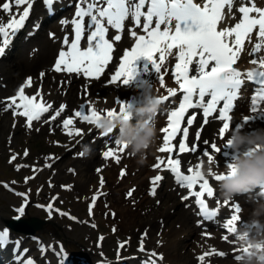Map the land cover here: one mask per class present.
<instances>
[{"label": "snow or ice", "instance_id": "obj_1", "mask_svg": "<svg viewBox=\"0 0 264 264\" xmlns=\"http://www.w3.org/2000/svg\"><path fill=\"white\" fill-rule=\"evenodd\" d=\"M45 4L51 10V6L55 0H44ZM235 0H78L76 5L75 18L71 21L73 25L74 38L69 42L67 36L63 40V44L67 46V51L61 50L54 64L56 72L66 71L68 73H83L85 77L99 78L104 72L105 67L112 60L114 43L121 40V34L124 32L126 22L131 20L128 26L130 37L134 39V45L131 50L124 51L120 62L119 71L112 76L113 83L118 78L123 77V84L130 86V83L140 76L137 68V61L141 58L145 60L143 72L149 73L150 67L156 74H161V68L165 60L175 53V69L172 75L175 77L179 90L182 91V99L179 100L178 108L174 107L169 110L167 115V126L162 127L160 132L164 133L162 137V146L159 147L160 153H172V140L176 138L178 132L182 131L183 139L179 141V152H191L197 155V147L193 145L189 148L186 143L189 136L188 127L181 129V123L185 114L189 109H202L204 123L207 124L208 118L213 113H217V119L222 123V127L218 129V135L223 141L225 134L230 131V124L234 121V116L230 113L234 110V102L240 97L242 86L247 82H254L259 85L256 96L260 100H264V55L256 58V54L264 49V7L257 6L256 0H241L240 6L237 8L240 14L239 19L233 26H224L227 9L229 19H236L232 12ZM14 5L24 7L22 13L7 22L6 25H0V37L3 38L0 44V55L5 53V49L11 43L14 37L25 25L32 8L31 0H14ZM13 0H8L2 4L3 11L11 13ZM87 18V25L85 23ZM110 29H114L115 33L110 42L108 36ZM136 29H141L138 34ZM86 48H81V41L85 39ZM256 35V42L248 53L253 58L250 63L254 66L252 70L240 71L234 65L240 59V53L245 49V42L249 44L253 42V33ZM54 35V34H50ZM157 54L158 57H157ZM195 61V64H194ZM190 66H192L190 68ZM190 71L192 74L190 75ZM43 75V73H42ZM159 83L164 87V76L159 75ZM31 85V80L27 81L24 86L19 88L17 94L13 97L6 98L8 103L5 109L13 110L14 114L26 117L27 127L32 126L33 121H39L43 114L48 113L52 108L51 104L38 102L35 95H26L25 87ZM166 95H161L160 104L169 102L170 97L177 96L175 87H167ZM195 98V99H194ZM222 106L218 108V105ZM118 105L116 109L106 110L104 113L111 117L122 113L126 106V102L121 100L115 101ZM251 111L256 113L258 110L257 99L252 98ZM64 105L60 106V110L56 111L51 119H56L64 110ZM88 113L85 114V109ZM79 111L75 115L83 121L93 124L95 120L101 118V112L94 107L81 105ZM260 116L242 115L239 123L235 127L250 126V122L256 119H264V109L261 110ZM196 119L195 115L187 119V125L191 126ZM73 124L72 119H64L63 127L69 129ZM72 135V131H68ZM76 135H80V130L75 131ZM108 136V135H105ZM111 138V137H110ZM200 138V132H197L196 139ZM204 144L211 142L204 141ZM117 147L123 152L127 149L126 145H121L118 139H114V146L105 150L102 155L107 159L112 157L117 162L120 156L117 155ZM211 149L216 153L221 152V148L216 143H211ZM202 156L206 157L209 162L213 157L208 151H203ZM27 155V152L25 153ZM15 159V157H12ZM158 163L153 167L160 168L165 161L157 158ZM180 159H172L169 157L167 168L174 174L175 182L188 189V194L182 197L184 200L195 198L198 206L199 215L204 221H213L218 216L219 208L211 209L206 198H214V186L210 184L208 178L205 177L203 171L188 168L184 174L181 171ZM229 165L226 164V167ZM201 165H197L200 168ZM223 167V166H222ZM99 171V169H98ZM208 174L219 182L226 177L222 174L209 171ZM123 175V173H122ZM163 179L161 175L153 178L152 194L155 195L158 182ZM101 186L104 181L101 178ZM131 191L127 194L131 196ZM98 195L92 197L91 208L95 206ZM220 204V201H217ZM225 206L230 205L232 212L230 217L226 219L223 227L226 233L237 234L238 222L242 220V207L239 202L225 200L222 202ZM51 210L52 205H48ZM20 213L23 214V208ZM198 223H200L198 221ZM9 232L7 229L0 231V246L7 242ZM225 241L229 240V235L222 237ZM239 240V237H236ZM44 251V249H41ZM140 251H145L141 243ZM246 251V250H243ZM235 256L239 260L242 255ZM219 256H225L226 253L215 252ZM199 256V261H204L205 256ZM155 252L151 253V257H156ZM159 259H163L162 256ZM27 264H34L32 259L27 260ZM103 264H107L104 261ZM145 264H155L154 259H148Z\"/></svg>", "mask_w": 264, "mask_h": 264}, {"label": "rangeland", "instance_id": "obj_2", "mask_svg": "<svg viewBox=\"0 0 264 264\" xmlns=\"http://www.w3.org/2000/svg\"><path fill=\"white\" fill-rule=\"evenodd\" d=\"M73 2L75 3V1L72 0L71 5H68L66 2H61L66 3V6H68V12H62V9H57L55 11V14L53 15L54 17L51 18L50 21L59 22L64 18H72V13L76 9V7L73 5ZM61 3H58L59 8L62 7L60 6ZM238 4V1L235 2L232 10H234L238 6ZM46 15L47 14L44 10L38 14L39 17H44ZM130 22L131 20L127 21L126 24ZM33 23L34 22H31V25H29L28 22L26 28H24V30L20 33V37H18V40L15 42L16 45H19L16 51H14V48H12L11 46V49L9 50V53L11 55L14 53L13 56L19 55L20 57L23 54L24 60H28L29 58H31L29 54L25 52L24 48L25 46H27L26 44L36 39L34 38L35 35L29 32V29L34 28L35 26L33 25ZM38 24L39 23H37V25ZM67 32H63L65 36L68 35ZM1 38L2 37H0V40L3 39ZM54 42L57 43L58 53L61 50L67 51L66 45L61 44L58 37L54 39ZM11 59L13 58L11 57ZM11 59H9L8 61H10ZM117 59L118 57H116L114 61V66ZM17 66L18 74L15 75L16 79L13 82L12 87L18 83L19 84L17 85V87L20 86V84H22L21 86H24L30 78L31 85L29 87H25V91H28L29 89V91L33 90V92L31 93H29L28 91L29 94L39 93L40 91L35 90L36 85L39 84L37 83L38 79L36 80V77L41 80L46 76L44 72V64H41V66L36 69H32V66H29L27 64H24V66L18 64ZM49 66L48 70L51 71V74H49L47 77H53L51 79L53 85H51L50 87L55 86L56 91L58 90V92L60 93V91H64L63 87L66 86V84L70 83L72 79H68V82H63V79L69 77V75H65L63 70L60 72H56L53 65L50 67ZM114 66L112 67V69L114 68ZM0 87H2V85H0ZM116 87L119 89L121 88L120 90L125 93L126 98H131L134 95L133 88L131 86L124 85L122 81H119V83L117 82ZM6 91V94L11 92L9 90ZM164 91H166V89H162L160 92L163 93ZM80 93L82 94H77L75 97L65 102L66 106H68L69 108V113L62 112V117L59 118L57 122L53 123L55 125L51 126L47 124L51 117L46 114L45 116L42 115L39 121H33L31 127H27L24 120L20 122H10V120L8 119L7 125L9 124L10 129H0V231L7 229L9 233L11 232L14 235L19 234V239L22 241V243L25 244V246L29 249L31 248L32 250H35L36 253L37 250H39L36 246L38 243H44L53 251H56L61 246H63V248L70 253L75 254L76 256L78 255V257H81L82 259L85 258V264H94L95 261L98 264L103 263L104 261H107L108 264H117L120 259H122V264L124 262L127 264H145L148 259H154L156 264H204L205 262L202 263L199 260L195 262L193 257L195 256V253L198 252V250L203 249L206 239L199 235L200 233L198 234V236L193 231L188 232V229L186 230V228L181 229L182 221L180 220L178 215V213L181 211L185 212V214L188 216L190 229H195L196 232L198 230H201L200 232L204 233L207 230H210V232L212 233L217 232V236L221 237L219 239L220 242H218V240L217 242L215 241L216 248H214L213 251H210L214 257L216 256L214 262L212 263L210 259H208L206 261V264H227L228 262V264H233V261H236L234 256L240 254L239 250L241 249L240 242L236 237L238 236V232L240 229L243 230L249 227L247 221L250 220L248 219L245 221H241L243 223L241 226L238 224L239 227H237L238 229L237 234L235 235L236 237L233 234L229 235L228 233H226L223 225L226 219L230 217V208L222 203L223 201H225V199L221 196L218 190V182L213 179L211 180V184L216 189V192L214 198H208L209 207L211 209L219 208L218 216L214 217L213 221H204L199 215V210L197 208V205L193 202V198H190L188 200L182 199L183 192L185 190L180 189L181 187L178 184L177 185L180 188H177L176 183L174 184V182L171 181L170 172L164 175L166 171H163L161 176L164 175V177L160 182H158L155 195L150 194V197L155 196V198H147L149 203H151L150 209L145 213L139 214L138 218H136L133 223L129 224L130 228L126 229L120 226L121 223L119 222H121V220L114 218V215L111 214L113 213V210L111 209L112 206L109 204L108 197H111L112 200L125 199L131 201L132 203H138L142 196L149 195V187H153L151 174L158 172L157 170H149V167L152 165V159H149V150H147L144 156V162H147L148 166L142 173H140V176L138 178L141 184H126L125 182L124 184L117 181L111 184L109 182H106V179L104 177V163L106 162V159L104 158L103 160V158H96V156L100 154L101 150L103 152V150L105 151V149H108V147L104 148V145L112 142L116 138L115 132L111 134L109 138L106 137L105 139H102L100 137L102 133L98 129H96L93 124L78 120L75 125H71L72 127L70 128L72 129L71 131L73 134L69 135L68 133L65 134L66 130L62 125V120L71 118V112L75 110L78 105H81V103H85V105H88L89 103L101 104L99 105L100 107L105 106V104L109 106L111 102H107V100L109 99V101H111L112 98H109L104 93L93 95L88 94V92ZM53 109L54 108H52V110L50 109V112L48 113H52L54 111ZM236 111L234 113H236ZM242 115L246 114H241L239 118H241ZM209 121H211L212 123H216L215 115L213 117H209ZM203 122V118L199 116L196 119L195 123L190 127L187 140H189V143L191 145L194 141H196V134L204 125ZM261 128H264L263 124L261 125ZM250 129L251 127H246L245 130ZM76 130H80L81 134L76 135ZM204 141L214 143V139H212L211 137H207ZM203 142L202 150L209 152V155L213 157L212 161L209 162L206 157H203L202 152H200V159H197L196 157L194 158L193 153L187 152L184 155L183 159L182 157L180 159L181 161L183 160V168H186L188 166H190L191 168V165L196 164L197 161L203 163L204 166L212 164L213 161H216L213 167H216V169H220L219 167L223 166V168H225V163L221 154L216 153L211 149V143H209L208 146V144H204ZM174 146L176 147L175 142ZM87 149L88 151H86ZM26 152L27 155H25ZM76 152L79 156L80 154L85 152V157L87 159H93L94 162H100L101 164V170L97 172L93 171V175L91 177L84 178L85 182H83L82 184V190L74 188L71 185V183L74 182V177H76L75 172L77 165L81 166V163L73 162L75 160L74 154H76ZM170 154L171 153H169V155ZM169 155H167L166 158H168ZM12 157H15V159H12ZM108 159L113 158L110 157ZM228 159L229 158H227L226 160ZM135 160L138 161L139 156L133 155L128 165L125 164L120 168L115 167L112 171V177H122L121 179H126L131 175L130 171H132L131 169L135 166ZM54 165L56 167L58 166L56 170ZM206 168L207 166L204 169ZM53 175H56L55 177L58 178L53 179ZM101 178H103L104 181L102 186H106V189L104 190L96 189V186L102 187L100 183ZM131 179L127 180L131 181ZM55 182L58 184H55ZM142 182L144 183L142 184ZM43 185L46 187V190L41 192L40 188ZM140 185H142V188L140 187ZM166 188H169L173 191L172 196H175V201H168V199L164 197ZM175 188L177 189L174 190ZM96 190H99V192H97ZM130 191L132 194L131 196H128L127 194ZM258 191L259 188L249 193L237 195V197H250L252 200L260 199L259 201L264 203V196L259 195ZM149 193H152V190L151 192L149 190ZM261 193L264 194V192ZM92 194L99 196V202L104 208L102 218H111L110 223H107L105 221L107 226L94 222L90 223L89 219L97 218L96 215L93 216V214H90L89 211L90 208L88 204L89 202H92V197L94 196ZM45 195H47L48 197H45ZM257 197H259V199ZM217 201H220L221 203L218 204ZM49 204L52 205L51 210H49ZM163 204H165V206ZM222 206H224L227 211L222 212ZM21 208H23L24 210L23 214H21L19 211ZM14 217H22L26 219L35 217L39 219H46L47 222L41 226V229L36 230L34 236H30L29 234L15 232L7 227V220H10ZM198 221L200 223H198ZM134 224L137 225L136 228H132ZM226 234L230 236L229 241H225L224 239H222V237ZM172 241L173 246L175 245V243L177 246L171 249V252L175 255V259L173 261H169V259L166 256L162 255L160 252L164 243H171ZM141 243L143 244L145 251H140ZM33 245L35 247H32ZM50 249L47 248V251L45 250L47 256H50L52 254V251ZM163 250L165 249H162V251ZM45 251L39 253V255H42L41 259L44 257ZM214 251L226 252V255L219 256L217 254H214ZM229 251L233 252L229 254ZM153 252L157 254L156 257H151V253ZM31 255H33V252H31ZM160 256L163 257L162 260L159 259ZM7 262L9 264H16L13 263L10 259H7Z\"/></svg>", "mask_w": 264, "mask_h": 264}, {"label": "bare ground", "instance_id": "obj_3", "mask_svg": "<svg viewBox=\"0 0 264 264\" xmlns=\"http://www.w3.org/2000/svg\"><path fill=\"white\" fill-rule=\"evenodd\" d=\"M5 2H8V0H0V6H2V4L5 3ZM61 2H63V1L60 0L58 2V0H56L53 4L55 6V5H57V3H61ZM31 3H32V8L30 10V14H29V17L26 20V22H27V24L29 22V25H31V22H34L33 25H35V27L29 29V32L32 33L33 35H35L34 38H36V39H34V41L30 40L32 42L26 44L27 46H25V48H24L25 52L28 53L31 58L28 57L29 58L28 60H24L23 59V54L20 57H19V55L13 56L14 53L11 55L9 53L10 51H9L8 46L5 49V53L3 55H0V85H2V87H0V129L1 130L8 129L10 127L9 124L7 125L8 119L10 120V122H12V121L20 122V121L24 120L25 124L27 125L26 117L20 116L18 114H14L13 110H11V109H7V110L5 109V104L8 103L6 98H10V97L15 96L17 94V92L19 91V86L17 87V85L19 83L12 87L13 82L16 79L15 75L18 74V66H17L18 64L21 65V66H24V64H27L29 66H32L31 67L32 69H36V68L40 67L41 64L42 65L44 64V67H45L44 68L45 69L44 72H45L46 76L45 77L42 76L43 78L41 80L38 77H36V80L38 79L37 83H39V84L36 83L37 85H36V89L35 90L36 91H40V92L37 93V94L36 93L29 94V93L33 92V90L29 91V89H28L29 93H28V91H25V94L26 95H35L38 102H44L46 104H51L52 108H54L53 109L54 111H59L60 110V106L64 105L65 107H64L63 112L69 113L68 112L69 108H68V106H66L65 102L67 100L69 101L71 98L75 97L77 94H82L80 92H83V93L84 92H88V94H91V95L104 93L109 98H112V100L110 99L111 101H109V99L107 100V102H111L109 104V106L105 104V106H101L100 107L99 105H101V104H92V103H89L87 105L88 107H93L94 106V108L97 109L100 112L101 111L105 112L106 110H111V109H116L118 111V105L115 103V101H117V100H121V102H132V101H134V99H135L134 95L131 98H126L125 93L120 90L121 88L119 89V88L116 87V83L113 84L111 81H108V80H110V77H112L113 75H115V73L117 71H119L120 65H116V66L113 65L116 57H118L121 54L122 51L131 49V47L134 45V39L130 37V33L127 30L128 29V25L130 26L132 22L126 24L125 30L121 34L122 38L118 42H113L111 40V37H113V35L116 34V33H115L114 29H110L108 36L110 38V42L114 43V49H113V53H112V57L113 58L109 62V64L105 67L104 72L100 74L99 78L85 77L82 72L77 74V73H68L66 71H63L65 75H67V74L69 75V77H66L65 79H63L64 80L63 82H66V81L68 82V79H72V80H71L70 83L66 84V86L63 87L64 91H60V93H59L58 90L56 91L55 86L50 87L51 85H53L52 81H51V79L53 77H51V76L47 77L49 74H51V71L48 70V66H49V64H50V66H52V65L54 66L55 61H56L57 56H58V51H57L58 47H57V43L54 42V39L56 37H58L59 38V42H61V44H63V40L66 37L63 32H67V31H68L67 32L68 33L67 38L69 39V42H71V40L74 38L73 25H72L71 21L75 18V16H74L75 13L72 14V18H70V19L69 18H64V19H62V21L60 20L59 22H56V21L51 22L50 20L54 16H51L50 14L46 15L44 17H39L38 16V14L41 11L46 10V8L42 6V0H31ZM256 3H257V6L264 7V0H256ZM240 4H241V0H239L238 6L234 10H232V12L235 15L236 19H229L228 15H227V9H225L226 17H225V21L223 22L224 26H233L237 22V20L240 17V14L238 13L237 8L240 6ZM60 5L65 6L64 3L60 4ZM26 6L27 5H22V6L17 7V6L14 5V0H13V6H12V9H11V13H7V12L3 11L2 7H0V25H6L7 22L12 18V16H17V18H18L17 14L18 13H22L24 7H26ZM67 7L68 6L63 7L62 8V12H66L67 13L68 12V8ZM40 8H41V10H40ZM18 9H20V10H18ZM65 17H66V15H65ZM37 23H39V24L37 25ZM85 23L87 25V18H85ZM136 31H137L138 34H141V29H136ZM50 34H54V35H50ZM63 34H64V36H63ZM86 35H87V32L85 33V39H83L81 41V48L82 49L86 48V46H87V44H86ZM16 37L17 38H15L11 42V46H12V48H14V51H16V49L19 47V45L15 44V42L18 40V37H20V33L19 32L16 34ZM29 38H30V36H29ZM2 40H0V44H2ZM255 42H256V35H255V32H254L253 33V42H252V44H249L246 41L245 42V49H244L243 52L240 53V59L237 62V64L235 65V67H237L238 70L243 72V71H246L247 68H255V67H257V66H254V65H252L250 63V61H251V59L253 57L248 54L250 52L251 47L254 45ZM175 53H176V50H173V55L169 56L165 60L164 64L162 65L161 74H156L154 72V70L151 69V67H150L149 73L143 72V66L145 64V60L144 61H137L138 71L140 72V76L137 79L143 78V77L151 78L156 84V92H157V94L159 96L163 95V93L160 92V91L162 89H165L166 87H175L177 89L179 87V85L176 84L175 77L172 75V73H173V71L175 69V63H176ZM158 55L159 54H157V57H158ZM262 55H264V49H262L260 53L256 54V58H259ZM11 57L13 59H11ZM9 59H11V60L8 61ZM194 64H195V61H194ZM113 66H114V68L112 69ZM158 75H163L164 76V81H165L164 87H161V85H159L155 81L156 78L159 77ZM122 78L123 77L118 78L117 81L119 79L121 80ZM118 83H119V81H118ZM63 84H65V83H63ZM249 89L250 88H249L248 84H245L241 88L240 97L236 101L237 102V104H236L237 111L233 115L234 116V121L230 124V131L235 128L236 123L240 122L239 121V117H240L241 114L246 113V115H251V116H260L262 114L261 110L264 109V108H261L260 106H258V110H257L256 113H253L251 111V108L253 107V105L251 104V99H249V96H251V93L249 95L248 92H247V90H249ZM6 90H9L11 92L6 94V92H7ZM169 101H170V103L169 102H165L164 104L160 105V110L158 111V113H157V115L155 117V120H154V123L156 124V126L158 128V137H157V140H156L155 144L153 146H151L150 149H148L149 150V156H150L149 159H152V165L149 167V170L150 171L157 170L158 173H153V174H151L152 176L153 175H161L163 171H166V173L167 172L169 173V171H170L167 168V166H166L167 165L166 162L164 164H162L160 166V168L153 167L156 163H158V160H157L158 157L163 159V157L165 158L167 155H169V153H160L158 151L159 147L162 146V137L164 135V133L160 132V129L162 127H166L167 126V119H165V116H167L170 107H172L171 100L169 99ZM96 106H98V107H96ZM52 108H51V110H52ZM85 114H89L88 113V108H86ZM230 115H232V114H230ZM3 117H4V119H3ZM61 117H62V115H60L59 117H57L54 120L52 119L47 124L51 125V126L55 125L53 123L57 122L59 120V118H61ZM78 120H82V119H80L77 116L73 118V122H76ZM208 121H209V118H208ZM254 122H250V126H248V127H251V129H253V128H261V125L262 124L264 125V119H256ZM219 123H221V126L219 125ZM222 123L223 122L218 121L217 119H216V123H212L211 121H209L207 124L204 123V125L198 131V132H200V138L198 140L196 139V141H194L192 143V145L193 144L196 145L198 153L201 152V150H202V142L207 137H211L212 139H214V143H216L218 146L220 144L221 145L224 144V142L226 141V137H227L226 134H225V138H224L223 141L221 140V138L218 135V129H219V127H222ZM245 129H246V127H245ZM179 138H183L182 131L177 133L175 139L179 140ZM102 139H104V138H102ZM113 146H114V140L112 142L104 145V148L105 147L109 148V147H113ZM208 146H209V144H208ZM105 150H108V149H105ZM86 151H88V149ZM85 152L80 154V156L77 154V152H76V154H74L75 155L74 156L75 160L73 162H79V163H81V166L77 165L76 172H75L76 177L73 176L74 177V182H72V183L70 182V183H71V185L74 188H78L79 190H82L81 188H83L82 184H83V182H85L84 178L91 177L93 175V171L97 172L98 169L101 170L100 162H94L93 159L92 160L91 159H87L85 157ZM103 152H104V150H103ZM103 152L101 150L100 154L97 155L96 158H103V155H102ZM89 155H90V153H89ZM117 155L120 156L119 162H117L116 160L107 158L106 162L104 163V168H105L104 177L106 179V182H109L111 184L114 183L115 181L120 182V183H124L125 182L126 184H128V183L141 184V182H139L138 178L140 176V173H142L146 169V167L148 166V163L147 162L138 163V161L135 160V166L131 169L132 171H130V173H131L130 176H128L126 179H124V178L121 179L122 177L114 178V177H112L113 169L115 167L120 168L121 166H123L125 164L128 165V163L130 162L131 158L133 157V154L131 153L130 150L126 149L123 152H121V151H119L118 147H117ZM193 157L194 158L196 157L197 159L198 158L200 159V155H197V154H194V153H193ZM103 160H104V158H103ZM36 163H38V162H36ZM55 165H54V167H55V170H56L58 168V166L56 167ZM180 166H181V171H183L182 162H181ZM206 166L208 167V165H206ZM206 166H204V164L202 163L201 167L197 168V165L193 164V166H191V168H193L194 170L203 171L206 178H207V176H209L210 178L214 179L212 176L207 174L208 172H205L204 168ZM219 168L220 169H216V167H213V171L224 169L223 167H219ZM65 169H67V168H65ZM136 173H138V174H136ZM55 176L53 177V179L58 178V177H55ZM127 179L128 180L131 179L132 182L128 181ZM143 183L144 182H142V184ZM55 184H58V183L55 182ZM140 187L142 188V185H140ZM152 188L153 187H149L150 192H151ZM169 188H166L165 193H164V197L166 199H168V201H175L174 200L175 196L174 197L172 196L173 191L170 190ZM177 188H175L174 190H176ZM40 189H41V192H42V191L46 190V187L43 185ZM96 189L104 190V189H106V186L105 185L102 186V187H97L96 186ZM147 189H148V187H147ZM99 190H96V191L99 192ZM149 190H148V194L149 195L148 196H142V198L139 200L138 203H136V202L132 203L131 201H128V200H125V199H114V200H112L111 197H108L109 204L112 206L111 209L113 210L112 211L113 213H111V214L114 215V218L121 220V222H119V223H121L120 224L121 227L126 228V229L130 228L129 224L133 223V221L136 220V218H138L139 214L145 213L146 211H148L150 209L151 203H149L147 198H149L150 194H152V193H149ZM92 195H94V194H92ZM45 197H48V196L45 195ZM150 198H155V196H152ZM257 198L259 199V197H257ZM259 200H257V199L252 200L250 197L248 198V197H243V196H238V197L235 196L232 200H229V201H236V202L240 203V205L242 207V212L240 214L241 217H242L241 221H245V220H248V219L249 220L253 219L251 214H252L254 208H256L259 204H264V203H262ZM45 202H46V200H45ZM92 203L93 202H91V203L89 202V204H88L89 208L92 205ZM99 204H100V202H99V198H98L95 201V206L91 208V212H90V214L92 213L93 216L96 215L97 218L94 217L95 219H89L90 223L94 222V223H97V224H101V225H106L107 226L106 222L110 223L111 222V218L110 219L108 217L106 219L102 218V213H104V208H103L102 204H100V207H99ZM163 205L165 206V204H163ZM104 206H105V203H104ZM227 207L230 208L229 211H230V214H231V212H232L231 206L228 205ZM225 211H227V209H225L224 206H222V212H225ZM178 215H179L180 220L182 221L181 229L182 228H186V230L188 229L187 230L188 232L193 231L197 235L200 233L199 235H201L203 238L206 239V242H205V245H204L203 249L198 250V252L195 253V256L193 257L194 261L196 262L197 260H199L198 259L199 256L204 255L205 253H207V255L205 256V259H204V261H202V263L205 262L204 264H206V261L208 259H210V261L213 263L216 256L214 257L211 254L210 251H213V249L216 248L215 241L217 242V240H218V242H220L219 239L221 237L217 236V232L216 233L215 232L212 233V232H210V230L209 231L207 230L204 233V232H200L201 230H198L196 232L195 229H190L189 228L190 225H189V221H188V216L185 214V212H181L180 211L178 213ZM69 217H71V216H69ZM259 219L261 220V222H264V215H262ZM31 220L32 219H30V221ZM65 221H67V220H65ZM241 221L238 222V224L240 226L243 224ZM136 226L137 225L134 224L132 228H134V227L136 228ZM104 228H106V227H104ZM24 230L25 229L23 228V229H20L18 232L24 233V234H28ZM108 232H109V230H108ZM31 235L34 236L35 233L31 234ZM157 244H155V245H157ZM36 246L39 249V250H37V253L35 252V250H32L31 248L29 249L28 247L25 246V244L22 243V241L19 239V234L18 235H16V234L14 235L13 233L10 232L7 242L4 243L2 246H0V264H9L7 262V259H10L13 263H16V264H27V260L28 259H32L34 261V264H46V263H48V264H85V262H84L85 258L82 259L81 257L74 256L75 254L69 255V256H72V257H69L68 255H66L62 251L63 246H61L56 251L51 250L44 243H38ZM176 246H177L176 243L173 246V241L171 243L170 242L164 243L162 245V248L160 247L161 248V252L160 253L162 255L166 256L169 259V261H173L175 259L174 258L175 255L171 252V249L175 248ZM15 247L19 251L18 254H16V252L13 250V248H15ZM32 247H35V246L33 245ZM47 248L52 251V254L50 256L46 255V251H47L46 249ZM41 249H44V251L46 250L45 253H44V257L42 259H41L42 255L41 254L39 255V253L40 252H44V251H41ZM162 249H165V250L162 251ZM228 250H230V249H228ZM31 252H33V255H31ZM232 252L229 251L228 253L231 254ZM224 253H226V252H224ZM15 254H16V256H14ZM121 261H122V259H120V261L117 264H122ZM94 264H98V263L95 261ZM123 264H127V263L124 262ZM233 264H238V260L233 261Z\"/></svg>", "mask_w": 264, "mask_h": 264}, {"label": "clouds", "instance_id": "obj_4", "mask_svg": "<svg viewBox=\"0 0 264 264\" xmlns=\"http://www.w3.org/2000/svg\"><path fill=\"white\" fill-rule=\"evenodd\" d=\"M130 86L135 96L134 101L126 102L130 106L111 117L101 111V118L95 120L93 125L104 135L115 132L120 144L139 156L138 163H144L146 151L158 137L154 120L160 110V97L155 82L149 77L136 79ZM226 136L221 147L231 154L226 162L229 166L213 171L216 163L213 161L205 169V172L212 171L226 177L217 184L221 196L225 200H232L237 195L258 188L264 190V128L245 130L243 126H237ZM251 215L253 219L247 221L249 227L238 232L242 249L238 264H264V223L259 219L264 215V204L254 208Z\"/></svg>", "mask_w": 264, "mask_h": 264}, {"label": "water", "instance_id": "obj_5", "mask_svg": "<svg viewBox=\"0 0 264 264\" xmlns=\"http://www.w3.org/2000/svg\"><path fill=\"white\" fill-rule=\"evenodd\" d=\"M30 219H32L30 221ZM44 220H40L35 217L27 218V219H21V218H15L11 219L7 222V225L12 229H25L24 231L28 234H34L37 229H41L42 224H44Z\"/></svg>", "mask_w": 264, "mask_h": 264}]
</instances>
